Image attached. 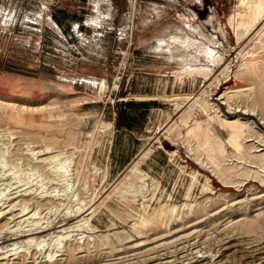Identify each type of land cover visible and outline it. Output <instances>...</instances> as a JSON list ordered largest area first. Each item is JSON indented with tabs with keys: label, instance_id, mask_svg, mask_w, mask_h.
<instances>
[{
	"label": "rangeland",
	"instance_id": "obj_1",
	"mask_svg": "<svg viewBox=\"0 0 264 264\" xmlns=\"http://www.w3.org/2000/svg\"><path fill=\"white\" fill-rule=\"evenodd\" d=\"M245 11L0 0V264H264V15L241 33ZM171 37L195 45L158 48ZM137 93L157 110L117 171L135 149L110 114Z\"/></svg>",
	"mask_w": 264,
	"mask_h": 264
},
{
	"label": "crops",
	"instance_id": "obj_2",
	"mask_svg": "<svg viewBox=\"0 0 264 264\" xmlns=\"http://www.w3.org/2000/svg\"><path fill=\"white\" fill-rule=\"evenodd\" d=\"M59 12L64 13L67 19L62 20L61 25H57L53 21V15H51L55 28L59 32V27L62 28L61 34L67 33L76 37V34L82 29L80 27L73 28L71 23L67 22L71 20V15L64 11ZM134 96L135 98L137 97L134 101H126L124 97L120 98L119 100H122V102L118 103L116 107H112V113L110 114L114 145L116 146L118 143L119 147L125 148L131 142V147L135 149V152L131 154L129 159L123 162L115 161L113 167L117 171L125 169L144 150L146 144L142 143L143 134L146 133L148 123L151 121L153 113L157 110L158 106L155 100L145 98L141 93L134 94Z\"/></svg>",
	"mask_w": 264,
	"mask_h": 264
},
{
	"label": "bare ground",
	"instance_id": "obj_3",
	"mask_svg": "<svg viewBox=\"0 0 264 264\" xmlns=\"http://www.w3.org/2000/svg\"><path fill=\"white\" fill-rule=\"evenodd\" d=\"M243 4H244V7H245V9H246V11H245V15L242 17V19H240L239 20V22H237L236 23V25H235V28H236V30L237 31H239V30H241V33H245V32H248V31H250L254 26H255V24L257 23V22H259V20L261 19V18H263L262 16L264 15V0H243ZM242 5V4H241ZM158 44H159V47L158 48H166V46H172V45H174V46H178V48H180V49H182V50H184V51H188L190 48H191V46L193 47L194 45H195V42L192 40V39H189V38H186V40L185 41H183V40H180L179 38H175V37H171V39H169L168 41L167 40H165V39H160V40H157L156 41ZM198 45H201L200 43H198ZM174 46H172V47H174ZM263 49V48H262ZM200 53V52H199ZM202 55L208 60V61H211V62H218L219 60H218V58L216 57V51H213V50H211L210 48L208 49V48H206V49H203L202 50ZM253 55V54H252ZM255 58V57H254ZM253 58V59H254ZM255 60V59H254ZM256 62V61H255ZM249 63H252V61L251 62H249ZM190 69V68H189ZM195 73L197 74V75H200V77L201 76H203V77H207V75H208V72L207 71H203V70H196L195 71ZM104 86V85H103ZM102 88V87H101ZM103 88H106V87H103ZM227 103V102H226ZM230 107H228V109H229ZM217 109V108H216ZM231 110V109H230ZM219 116V115H218ZM225 118H228V117H226V116H224ZM230 119V118H229ZM241 119V118H240ZM223 120H225V119H223ZM236 120V119H235ZM232 122V121H231ZM235 122H238V120H236ZM239 123V122H238ZM262 124H263V126H264V121L262 120V122H261ZM233 124V123H232ZM230 127H232V126H230ZM236 127V126H235ZM198 129V128H197ZM233 129H234V127H233ZM195 130V129H194ZM191 131V130H190ZM206 131V130H205ZM207 131H209L210 133H212V135L211 136H213V130L211 129V128H208V130ZM234 132H235V134H234V136L237 138H239L242 134H241V131H240V129L238 128V129H236L235 128V130H234ZM208 133V132H207ZM206 133V134H207ZM203 135H205V133L203 134ZM209 135V134H208ZM231 137V136H230ZM235 137H234V139H235ZM209 138V137H208ZM208 138H206L207 140H209ZM212 138H214V137H212ZM233 138V137H232ZM211 139V138H210ZM207 140H205L206 142H207ZM234 141V140H233ZM209 142H211L212 144H213V140L212 141H209ZM217 142V141H216ZM202 143V142H201ZM211 143H209V148H211L210 150L212 151V150H214V149H218L219 147L216 145L217 143H215V141H214V143H215V145H212ZM263 143V142H262ZM208 144V143H207ZM204 145H206V144H204ZM201 146V145H200ZM204 147V146H203ZM206 147V146H205ZM208 148V147H207ZM208 148V149H209ZM207 153H209L208 151H207ZM211 153V152H210ZM213 153V152H212ZM211 159V158H210ZM211 161H212V159H211ZM212 163L214 164V162L212 161ZM197 174V176L199 175L198 173H196ZM196 176V177H197ZM192 179V178H191ZM195 179V178H194ZM198 179V178H197ZM192 181V180H191ZM194 181V180H193ZM192 181V182H193ZM207 181V180H206ZM194 182H196V181H194ZM209 184V183H208ZM192 185H194V184H192ZM196 185V184H195ZM198 185V184H197ZM203 186V185H202ZM205 186V185H204ZM194 187V186H193ZM206 187H207V185H206ZM208 190H210V187L208 186ZM212 190V189H211ZM210 190V191H211ZM82 221V220H81ZM84 222V221H83ZM31 231V230H30ZM32 232V231H31ZM34 232V231H33ZM32 235V234H31ZM34 235V234H33ZM49 257V256H48ZM50 259H51V257H50Z\"/></svg>",
	"mask_w": 264,
	"mask_h": 264
},
{
	"label": "trees",
	"instance_id": "obj_4",
	"mask_svg": "<svg viewBox=\"0 0 264 264\" xmlns=\"http://www.w3.org/2000/svg\"><path fill=\"white\" fill-rule=\"evenodd\" d=\"M59 15L62 17V18H57V16H54L53 15V21L57 24V25H61L62 24V20H65V19H67V17L65 16V14L64 13H59ZM73 17H71V19H72Z\"/></svg>",
	"mask_w": 264,
	"mask_h": 264
}]
</instances>
